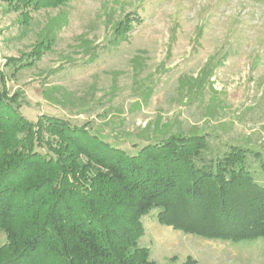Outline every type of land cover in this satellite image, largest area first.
<instances>
[{
    "label": "rangeland",
    "instance_id": "1",
    "mask_svg": "<svg viewBox=\"0 0 264 264\" xmlns=\"http://www.w3.org/2000/svg\"><path fill=\"white\" fill-rule=\"evenodd\" d=\"M132 12L141 21L117 34ZM39 42L50 47L12 76L6 59ZM0 72L26 119L61 117L129 152L171 133L205 134L213 153L264 151V0H67L27 14L0 0ZM142 223L154 264H264L262 237L202 238L156 209Z\"/></svg>",
    "mask_w": 264,
    "mask_h": 264
},
{
    "label": "trees",
    "instance_id": "2",
    "mask_svg": "<svg viewBox=\"0 0 264 264\" xmlns=\"http://www.w3.org/2000/svg\"><path fill=\"white\" fill-rule=\"evenodd\" d=\"M5 1L27 14L67 0ZM135 21L128 13L114 31ZM42 47L6 59L11 75ZM3 80L0 72V264H154L139 244L153 209L161 224L202 238H264V174L247 167L264 172V151L213 153L205 134L171 133L129 152L61 117L26 119Z\"/></svg>",
    "mask_w": 264,
    "mask_h": 264
}]
</instances>
